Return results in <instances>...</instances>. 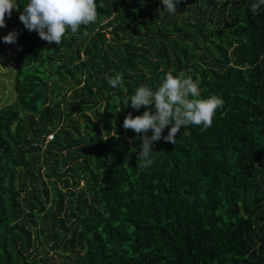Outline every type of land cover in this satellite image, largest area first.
Listing matches in <instances>:
<instances>
[{
	"label": "trees",
	"instance_id": "16d2710c",
	"mask_svg": "<svg viewBox=\"0 0 264 264\" xmlns=\"http://www.w3.org/2000/svg\"><path fill=\"white\" fill-rule=\"evenodd\" d=\"M14 1L0 264H264V6L179 0L173 14L161 0H95L96 22L56 45L19 21L30 0ZM169 72L223 106L207 130L156 142L138 168L140 137L122 125L148 109L126 100Z\"/></svg>",
	"mask_w": 264,
	"mask_h": 264
},
{
	"label": "clouds",
	"instance_id": "9594fccd",
	"mask_svg": "<svg viewBox=\"0 0 264 264\" xmlns=\"http://www.w3.org/2000/svg\"><path fill=\"white\" fill-rule=\"evenodd\" d=\"M179 0H161L164 10L175 14ZM264 0H257L251 6L253 13H258ZM16 5L13 0H0V28L6 27L5 17L10 18ZM97 6L95 0H30L19 15V21L29 32L35 31L39 38L49 44L59 45L68 30L77 34L80 27L96 22ZM88 33L85 32L84 35ZM17 33L10 32L3 37L4 43L16 42ZM108 84L116 88L122 85V75L117 73L114 77L106 76ZM199 85L191 76L183 72L179 76L167 73L158 88L153 91L150 87L141 85L126 103L131 101L130 107L139 110L144 107L142 115L125 117L123 128L132 130L141 140V149L137 153V167H150L152 159V146L162 138L165 142L176 144L175 139L181 129L188 126H202L207 130L212 126L216 110L223 106V100L215 95L200 98ZM154 105L155 112L150 106ZM165 128H170L167 136L162 137ZM151 131L152 135L148 133Z\"/></svg>",
	"mask_w": 264,
	"mask_h": 264
},
{
	"label": "rangeland",
	"instance_id": "374dc122",
	"mask_svg": "<svg viewBox=\"0 0 264 264\" xmlns=\"http://www.w3.org/2000/svg\"><path fill=\"white\" fill-rule=\"evenodd\" d=\"M14 4L15 1L13 0ZM16 5V4H15ZM16 15V9L13 10L11 17L9 18L7 15L5 17L6 27L0 28V106L9 105L15 102L16 93L14 89V76L15 73V43L7 44L4 43L3 37L8 35L10 32H15V24L14 19ZM83 184V182H82ZM35 247L33 248V250ZM45 249H41L37 259L46 258L44 253ZM47 252H49V257L55 258L58 262V255L55 251L51 250V248H46Z\"/></svg>",
	"mask_w": 264,
	"mask_h": 264
},
{
	"label": "built area",
	"instance_id": "2783aa9c",
	"mask_svg": "<svg viewBox=\"0 0 264 264\" xmlns=\"http://www.w3.org/2000/svg\"><path fill=\"white\" fill-rule=\"evenodd\" d=\"M53 138H54L53 135H49L48 136V139H47V142L50 141V140H52Z\"/></svg>",
	"mask_w": 264,
	"mask_h": 264
},
{
	"label": "water",
	"instance_id": "95a60500",
	"mask_svg": "<svg viewBox=\"0 0 264 264\" xmlns=\"http://www.w3.org/2000/svg\"><path fill=\"white\" fill-rule=\"evenodd\" d=\"M41 142L43 143L44 142V139H41ZM236 211H239L238 206H236Z\"/></svg>",
	"mask_w": 264,
	"mask_h": 264
}]
</instances>
